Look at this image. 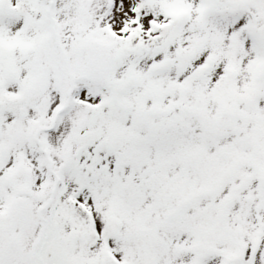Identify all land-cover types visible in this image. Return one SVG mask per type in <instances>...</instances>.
Segmentation results:
<instances>
[{
    "label": "snow or ice",
    "instance_id": "1",
    "mask_svg": "<svg viewBox=\"0 0 264 264\" xmlns=\"http://www.w3.org/2000/svg\"><path fill=\"white\" fill-rule=\"evenodd\" d=\"M0 264H264V0H0Z\"/></svg>",
    "mask_w": 264,
    "mask_h": 264
}]
</instances>
